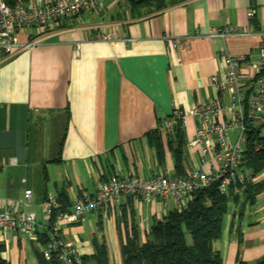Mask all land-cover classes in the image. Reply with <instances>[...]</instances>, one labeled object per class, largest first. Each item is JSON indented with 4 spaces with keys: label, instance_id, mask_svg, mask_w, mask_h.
I'll return each mask as SVG.
<instances>
[{
    "label": "crops",
    "instance_id": "1",
    "mask_svg": "<svg viewBox=\"0 0 264 264\" xmlns=\"http://www.w3.org/2000/svg\"><path fill=\"white\" fill-rule=\"evenodd\" d=\"M119 1L103 0L101 10L63 18L39 36L20 28L19 42L39 37V43L6 59L0 53V209L37 216L31 234L0 230L5 264H38L42 237L49 236L41 208L47 194L63 195L72 208L114 175H179L198 167L199 152L189 145L193 119L169 134L165 119L174 108L188 111L217 96L210 78L221 71V52L256 59L264 0H181L144 15L121 10ZM250 8L256 9L253 18L247 16ZM226 25L247 34L211 35ZM102 33L111 39L97 40ZM217 166L209 154L204 168ZM241 171L246 183L263 189L253 201L233 190L238 200L229 201L222 234L212 243L219 264L264 259V169L253 173L242 165ZM166 202L123 197L118 205L111 202L63 224L61 236L82 255L94 252V241L105 242L110 262L121 264L132 226L144 242L152 221L177 206Z\"/></svg>",
    "mask_w": 264,
    "mask_h": 264
},
{
    "label": "built area",
    "instance_id": "2",
    "mask_svg": "<svg viewBox=\"0 0 264 264\" xmlns=\"http://www.w3.org/2000/svg\"><path fill=\"white\" fill-rule=\"evenodd\" d=\"M103 0H28L14 5L0 0V53L4 59L20 50L38 44L39 37L27 42L17 40L20 28L40 32L58 25L63 18L83 10L103 8ZM256 9L247 11L248 18L255 16ZM247 32L237 26L226 25L211 35L222 37L244 35ZM256 49V59L245 55L231 56L220 53L221 71L213 74L210 81L216 88L217 96L205 103L197 104L188 111L174 108L165 119L164 132L169 134L179 122L184 125L188 119L194 121V132L189 145L200 155V164L186 175L154 174L149 177L114 175L103 181L92 195H85L76 201L68 211L59 210L54 194H47L41 204L46 219L49 237L43 247V256H55L63 264H76L81 261L80 251L74 243L61 236L63 224H74L94 210L110 205H118L123 197H133L144 202L172 200L177 206L185 205L192 193L202 187L217 182L221 193L244 191L247 178L241 171L245 154L247 131L250 127L264 134V29ZM97 40L107 41L111 37L102 33ZM169 47H176L170 40ZM79 51V43L75 45ZM212 154L218 166L212 170L204 168L207 156ZM32 191L25 190L23 205L27 206ZM53 218V219H52ZM37 226V216L33 211L0 209V230L15 231L21 235L33 233Z\"/></svg>",
    "mask_w": 264,
    "mask_h": 264
},
{
    "label": "trees",
    "instance_id": "3",
    "mask_svg": "<svg viewBox=\"0 0 264 264\" xmlns=\"http://www.w3.org/2000/svg\"><path fill=\"white\" fill-rule=\"evenodd\" d=\"M4 1L9 5L15 4L12 0ZM145 4L147 3L143 0H134L131 9L136 11L134 6ZM179 126L181 123L178 122L175 132ZM245 148L242 165L250 168L253 173L262 171L264 136L257 129L250 127L247 131ZM180 166L181 158L179 153H176V167ZM235 185L237 184L232 185L227 193L220 192L217 182L195 190L185 205L176 206L161 218L152 221L144 242L138 240L137 226L133 225L132 234L127 235L121 246V264H219L221 256L213 249L212 243L222 234L223 219L228 211L229 201L238 200L233 191ZM262 189L261 184L247 183L243 191L245 201H253L255 194ZM63 197H56L58 209L68 211L71 209L70 205L62 199ZM48 237H42L44 244ZM93 248L91 255L80 253L81 261L76 264H112L105 242L96 240L93 242ZM0 264H5L1 258ZM38 264L63 263L55 256L46 259L40 254ZM257 264H264V259Z\"/></svg>",
    "mask_w": 264,
    "mask_h": 264
},
{
    "label": "rangeland",
    "instance_id": "4",
    "mask_svg": "<svg viewBox=\"0 0 264 264\" xmlns=\"http://www.w3.org/2000/svg\"><path fill=\"white\" fill-rule=\"evenodd\" d=\"M131 1L130 0H120L119 3L121 5V10L122 9L128 10L129 7L131 8L133 6L134 0H131ZM143 1H145V3H147V4L138 5V7L134 6V8H137L136 13H138L139 15H144V14L156 12V11L166 7V6L172 5L174 3L175 4L179 3V1H181V0H143ZM166 201H167L166 203L169 206H171L170 202L172 200L171 201L166 200ZM173 204H175V203H173Z\"/></svg>",
    "mask_w": 264,
    "mask_h": 264
}]
</instances>
